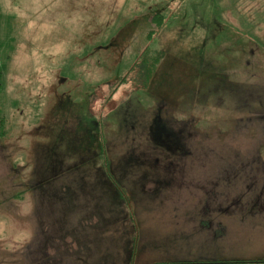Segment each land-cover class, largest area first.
<instances>
[{
	"label": "rangeland",
	"instance_id": "obj_1",
	"mask_svg": "<svg viewBox=\"0 0 264 264\" xmlns=\"http://www.w3.org/2000/svg\"><path fill=\"white\" fill-rule=\"evenodd\" d=\"M0 69V264L255 253L211 231L264 206V0H0Z\"/></svg>",
	"mask_w": 264,
	"mask_h": 264
},
{
	"label": "crops",
	"instance_id": "obj_2",
	"mask_svg": "<svg viewBox=\"0 0 264 264\" xmlns=\"http://www.w3.org/2000/svg\"><path fill=\"white\" fill-rule=\"evenodd\" d=\"M186 182V181H184ZM197 198L198 195H197ZM194 198V199H197ZM194 205L192 208H188L187 210L192 211L197 207V204L195 201ZM199 207V205H198ZM81 212V211H80ZM71 213V210L69 214ZM189 215V214H187ZM200 221L197 222V226L200 227L199 229L206 232L204 230V224L205 221L204 219H199ZM207 222V221H206ZM182 223H187V221H184ZM182 223H176L173 225L171 230L173 231L174 229H179V225ZM74 224V223H72ZM86 221H82L80 223L81 226H86L85 229H88L87 231L90 233V226H87ZM224 228L223 231L224 233L222 234H217L216 231H211L214 233V238H221V239H227L230 237L231 232H236L238 230H245V236H246V241L248 242V245L250 246L251 244H254L256 246L255 253L246 256H233V255H220V256H215L214 253L208 252L210 248L215 247V249L220 245L218 242L217 244H213V247L203 249V251L197 252V253H192L190 251L180 253L176 248H166V252L168 256H162L161 261H156L153 262L152 264L155 263H162V262H168V263H173L175 261L181 262L180 264H228L225 263L224 261H229V260H237L235 263H229V264H264V206H260L257 208H254L252 211L246 212L244 214H232L231 216L227 217L226 220H223L220 223ZM189 228V225L187 224H182L181 228ZM180 228V229H181ZM227 233H229L227 237ZM87 241L89 240L87 236H85ZM225 243V242H223ZM221 243V244H223ZM263 244L262 248H259L258 245ZM227 244L226 246H228ZM206 261H214L211 263H208ZM206 262V263H202ZM51 264H58V261L56 258L50 259ZM168 263H162V264H168ZM174 264V263H173ZM178 264V263H175Z\"/></svg>",
	"mask_w": 264,
	"mask_h": 264
},
{
	"label": "trees",
	"instance_id": "obj_3",
	"mask_svg": "<svg viewBox=\"0 0 264 264\" xmlns=\"http://www.w3.org/2000/svg\"><path fill=\"white\" fill-rule=\"evenodd\" d=\"M169 16L167 14H165L164 12H156L152 19L155 22V24L157 25L156 28H152L151 31L147 32L148 33V40H152V38L158 33L157 31H159L161 28H163V26L168 22ZM170 19V18H169ZM164 58V54L159 51V50H154L151 48L150 45H147L142 51L141 53H139V57L138 59L132 63V68L131 69H138L137 72V77L136 80L138 82L137 85H135L139 90H150L153 85V81L155 79V75L156 73L161 70L160 66L162 60ZM162 65V64H161ZM131 69H129V72L131 71ZM128 72V71H127ZM128 72V73H129ZM127 73L123 74L120 76L119 78V82L120 81H125L127 80L126 78ZM3 78V72L0 69V82L2 81ZM5 127V119L1 118L0 119V137L1 136H5L6 135V129ZM101 135L103 136V139L105 138V135L103 133V130H101ZM105 141L103 140L102 143V148H101V152L100 154L102 155L103 158V169H105V172L107 173V175L109 174V178H111V168H109V157H108V153H107V146H105ZM114 185H118L120 186V184H118V182L114 181ZM121 187V186H120ZM264 260V259H263ZM208 263L214 262V261H206ZM206 262H202V263H206ZM225 263H235L237 262V260H229V261H224ZM162 263H168V262H162ZM162 263H157V264H162ZM180 264L181 262L175 261L173 262ZM173 263H168V264H173Z\"/></svg>",
	"mask_w": 264,
	"mask_h": 264
}]
</instances>
